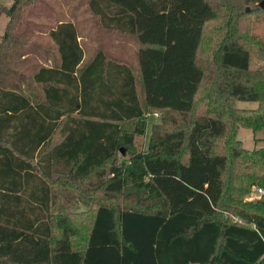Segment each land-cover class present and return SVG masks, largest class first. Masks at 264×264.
Here are the masks:
<instances>
[{"label":"trees","instance_id":"1","mask_svg":"<svg viewBox=\"0 0 264 264\" xmlns=\"http://www.w3.org/2000/svg\"><path fill=\"white\" fill-rule=\"evenodd\" d=\"M83 1L99 32L134 38L136 64L102 44L86 60L64 19L49 30L54 47L31 51L44 59L17 52L21 70L6 57L23 0H0V264H264V194L249 198L264 187V147L238 135L264 127V67L252 68L238 20L251 0ZM218 18L205 67L199 49ZM125 146L131 161L119 164Z\"/></svg>","mask_w":264,"mask_h":264},{"label":"rangeland","instance_id":"2","mask_svg":"<svg viewBox=\"0 0 264 264\" xmlns=\"http://www.w3.org/2000/svg\"><path fill=\"white\" fill-rule=\"evenodd\" d=\"M13 1L14 0H1L2 4L6 7L11 6ZM229 1L231 0H224V3L227 4ZM238 1L240 3L243 0ZM235 2H237V0H235ZM258 4L259 2L253 0H251L250 3L244 4L243 10H245L247 6L250 7V10L247 14L241 15L238 19L240 32L247 37L245 38V42L251 49L252 68L264 67V55L259 50V46L264 48V9L259 8ZM225 10L226 7H224V11ZM9 19L10 17L6 12L0 13V43L3 42L5 45L8 43H4L3 35ZM64 19H74L77 22L81 41L88 49L86 60L92 56L94 48L99 44H102L110 53L123 56L129 59L132 63H137V44L134 38L132 36L106 30L99 32L95 20L90 17L89 11L86 10L83 0H23L22 7L17 12V17L13 21L11 28H9L16 40L10 42L11 45L8 47L9 52L7 53L6 60L15 67H21L20 63H18L19 57L17 52L22 51H29V56H27L33 61H38L41 58L44 59L45 56L42 54L39 57V54L32 55L31 51L33 50L35 52L36 48L41 50V48L38 47L40 45L45 47L42 49V52L45 49L49 50L51 47H54L53 41L49 36V30L51 27L56 26L59 21ZM222 22V19L218 18L211 20L207 25L199 49L200 63L205 67L210 65L213 67L215 64V62H213L214 56L222 37V29H219L218 27ZM253 36L256 38V41H253ZM27 41L28 44H26ZM29 64L26 65V68H29ZM21 70L25 69L21 67ZM201 93H203V91ZM238 105L241 107L253 108L258 106V101L239 99ZM197 109L201 110L200 107ZM162 113L163 111L157 110L148 115L145 135L137 136L138 150L146 148L152 126L154 123L161 121ZM168 124L171 123L168 122ZM127 126H130V124H127ZM238 135L243 140L246 147H264V127L255 130L250 127L240 126ZM122 152L118 154L116 162L119 164L129 163L131 161L129 155L130 149L125 146L123 147ZM107 175L108 174L103 178H107ZM257 188L252 190L249 198L256 199L262 195L258 192ZM75 190L76 189L72 190V192ZM98 192L101 197L104 195L103 190H98ZM120 200H122L121 197ZM73 207L77 212L73 214L75 222L80 226L88 227L91 222V218H89L87 214L88 207L82 204L78 205L77 203L70 206V208ZM233 217L235 218L236 216L234 215Z\"/></svg>","mask_w":264,"mask_h":264},{"label":"built area","instance_id":"3","mask_svg":"<svg viewBox=\"0 0 264 264\" xmlns=\"http://www.w3.org/2000/svg\"><path fill=\"white\" fill-rule=\"evenodd\" d=\"M258 189V192L260 193V194H264V187H258L257 188Z\"/></svg>","mask_w":264,"mask_h":264},{"label":"water","instance_id":"4","mask_svg":"<svg viewBox=\"0 0 264 264\" xmlns=\"http://www.w3.org/2000/svg\"><path fill=\"white\" fill-rule=\"evenodd\" d=\"M260 5H261L262 7H264V0H262V1L260 2Z\"/></svg>","mask_w":264,"mask_h":264}]
</instances>
